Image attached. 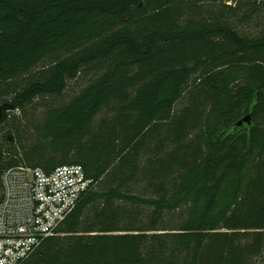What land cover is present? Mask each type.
<instances>
[{
	"label": "trees",
	"instance_id": "16d2710c",
	"mask_svg": "<svg viewBox=\"0 0 264 264\" xmlns=\"http://www.w3.org/2000/svg\"><path fill=\"white\" fill-rule=\"evenodd\" d=\"M0 99L1 190L90 181L19 264H264V0H0Z\"/></svg>",
	"mask_w": 264,
	"mask_h": 264
},
{
	"label": "built area",
	"instance_id": "2783aa9c",
	"mask_svg": "<svg viewBox=\"0 0 264 264\" xmlns=\"http://www.w3.org/2000/svg\"><path fill=\"white\" fill-rule=\"evenodd\" d=\"M79 164H63L47 173L17 165L1 178L0 264H19L75 207L88 187Z\"/></svg>",
	"mask_w": 264,
	"mask_h": 264
},
{
	"label": "rangeland",
	"instance_id": "374dc122",
	"mask_svg": "<svg viewBox=\"0 0 264 264\" xmlns=\"http://www.w3.org/2000/svg\"><path fill=\"white\" fill-rule=\"evenodd\" d=\"M87 84V79L80 77L78 79H74V80H70L67 83V88L65 89L64 93L59 96V97H53L50 96L48 98H44V99H40V100H36L35 103L33 104L34 106H37L36 109L33 110H26L25 113L24 112H9V114L12 116V118L15 116H23V117H31L32 114H36L39 115L41 113V107L44 105H61V104H65L67 102L70 101V99L76 95L77 93H79V91ZM0 103H1V99H0ZM43 111V110H42ZM10 117L6 119V121L2 122V124L0 125V134L5 133L9 128V122H10ZM2 190L0 187V194H1Z\"/></svg>",
	"mask_w": 264,
	"mask_h": 264
},
{
	"label": "water",
	"instance_id": "95a60500",
	"mask_svg": "<svg viewBox=\"0 0 264 264\" xmlns=\"http://www.w3.org/2000/svg\"><path fill=\"white\" fill-rule=\"evenodd\" d=\"M250 121H251V116H250V114H248V115H246L244 118H242V119L239 121V124L241 125V124H243L244 122H246V123H250ZM4 136H5L8 140H10V141H13V140H14V135H13V133H12L11 130H7V131L4 133Z\"/></svg>",
	"mask_w": 264,
	"mask_h": 264
}]
</instances>
